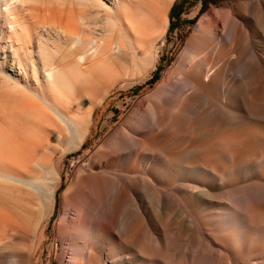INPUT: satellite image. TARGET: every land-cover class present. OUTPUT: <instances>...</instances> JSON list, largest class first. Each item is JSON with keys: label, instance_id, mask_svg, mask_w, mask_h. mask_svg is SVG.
<instances>
[{"label": "bare ground", "instance_id": "6f19581e", "mask_svg": "<svg viewBox=\"0 0 264 264\" xmlns=\"http://www.w3.org/2000/svg\"><path fill=\"white\" fill-rule=\"evenodd\" d=\"M170 2L89 0L102 19L83 10L71 20L60 16L45 32H66L74 48L54 61L40 43L42 76L53 86L73 63L84 70L91 58L106 59L123 14L134 17L135 7L147 4L154 25ZM208 15L198 20L194 38L212 57L189 45L168 79L181 105L152 108L157 120L146 131L131 130L107 150L100 144L81 157L87 175L70 216L71 264L98 257L103 264H264V0ZM118 144L128 150L117 158ZM7 160L0 180L23 183ZM91 175L94 182L87 181Z\"/></svg>", "mask_w": 264, "mask_h": 264}, {"label": "rangeland", "instance_id": "374dc122", "mask_svg": "<svg viewBox=\"0 0 264 264\" xmlns=\"http://www.w3.org/2000/svg\"><path fill=\"white\" fill-rule=\"evenodd\" d=\"M76 1L81 0H0L5 4L0 6V166L8 167L9 157L10 173L24 180H0V264H71L70 216L81 200L80 179L87 175L81 157L100 144V150H107L113 139L131 130L146 131L157 120L152 108L181 105L168 79L187 46L212 57L194 38L198 20L206 22L210 12L252 0H172L154 25L148 18L150 6H136L134 17L122 15L123 30L115 34L106 59L91 58L84 70L73 63L48 85L40 45H48L54 61L74 45L66 32H45L43 26H52L62 15L71 20L79 10L95 20L103 18L88 6L89 0L83 7ZM49 14L55 17L47 19ZM83 34L88 36V30ZM62 63L56 65L61 68ZM125 147L113 148L117 158ZM95 180V175L87 178ZM138 200L148 203L144 196ZM93 263L103 264L102 257Z\"/></svg>", "mask_w": 264, "mask_h": 264}]
</instances>
